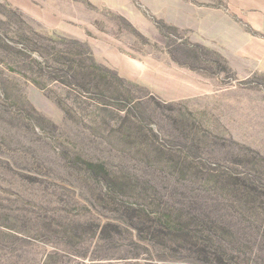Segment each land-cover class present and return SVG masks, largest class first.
<instances>
[{"label": "rangeland", "instance_id": "1", "mask_svg": "<svg viewBox=\"0 0 264 264\" xmlns=\"http://www.w3.org/2000/svg\"><path fill=\"white\" fill-rule=\"evenodd\" d=\"M0 264H264V26L0 0Z\"/></svg>", "mask_w": 264, "mask_h": 264}, {"label": "crops", "instance_id": "2", "mask_svg": "<svg viewBox=\"0 0 264 264\" xmlns=\"http://www.w3.org/2000/svg\"><path fill=\"white\" fill-rule=\"evenodd\" d=\"M227 5L256 28L264 26V0H227Z\"/></svg>", "mask_w": 264, "mask_h": 264}]
</instances>
